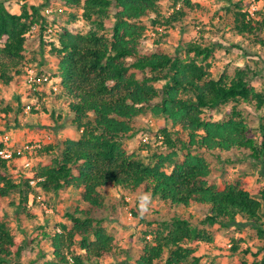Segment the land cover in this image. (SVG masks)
<instances>
[{
  "label": "trees",
  "instance_id": "trees-1",
  "mask_svg": "<svg viewBox=\"0 0 264 264\" xmlns=\"http://www.w3.org/2000/svg\"><path fill=\"white\" fill-rule=\"evenodd\" d=\"M47 1L33 6L28 0H0V84L12 86L26 66L55 76L62 91L53 96L71 100L68 112L79 132L63 143L58 156L31 170L20 183L8 176V163L0 159V200L16 193L17 209L24 212H28L25 205L34 189L30 181L44 194L70 187L81 190L85 207L65 214L68 224L60 225V233L43 234L50 241L53 258L43 264H102L104 258L116 255L115 238L102 220L92 216L94 210L103 208L101 191L106 187L147 194L168 208L206 206L201 224L218 231L250 227L262 238L264 87L259 90L253 83L259 69L236 68L233 75L223 72L213 78L208 59L214 48L197 42L186 45L183 59L177 54L140 53L145 31L141 19L154 15L152 24L176 27L189 17L191 0H173L181 7L166 18L159 10L161 0H57L64 9L82 10L80 20L87 28L84 32L66 28L58 34V44L50 48L55 70L46 71L27 60L26 43L34 26H39L40 40L45 42L43 31L49 24L41 8ZM236 10L234 33L264 46L258 35L264 32V10L259 11L258 21ZM69 16L75 21L74 15ZM159 82H164L161 88L156 86ZM1 102L0 114L10 115L12 108H2ZM223 108H229L224 120L212 121L206 115ZM248 108L262 114L255 134L240 112ZM144 116L163 118L178 129L173 135L162 132L164 149L154 152L148 163L124 146L134 134L133 122ZM51 149L46 146L40 151L49 154ZM233 150L247 152L259 165L254 192L243 180L220 188L211 183L209 163L201 154ZM158 225L148 234L152 243L144 246L135 264H200L197 251L187 245L212 243L216 236L178 215ZM232 242L234 254L240 241ZM21 252L22 244L10 230L7 215L0 214V264H21Z\"/></svg>",
  "mask_w": 264,
  "mask_h": 264
},
{
  "label": "rangeland",
  "instance_id": "rangeland-1",
  "mask_svg": "<svg viewBox=\"0 0 264 264\" xmlns=\"http://www.w3.org/2000/svg\"><path fill=\"white\" fill-rule=\"evenodd\" d=\"M191 1L193 9L190 11L189 17L183 19L176 27L165 28L152 24L154 15L141 19L145 31L140 53L146 55L165 53L172 56L177 54L183 59L188 43L197 42L203 46H213L214 52L208 59L209 73L213 78H218L223 72L233 75L236 68H258L259 70L255 71L259 73V76L253 80V83L257 89H263L264 46L257 44L252 37L245 40L243 37L237 36L233 31V26L235 14L238 13L236 7L240 8L246 16L247 10L255 5L256 11L253 19L258 21L261 19L259 11L264 10V1ZM45 3L44 0H28V4L33 6ZM158 6L161 16L166 18L173 11L178 10L181 4H175L173 0H161ZM57 7H62V5L57 0H49L46 6L41 8V14L44 15L47 8L53 10V13L45 19L48 24L52 23L57 27L58 34L66 28L76 32L86 30L87 27L80 20L82 10L68 9L58 13ZM69 14L75 16V21H71ZM39 34V26L32 27L28 33L26 43L28 55L26 58L31 65L43 66L42 68L46 71L55 70L53 69L55 62L50 54V48L53 44H58V40L50 42L52 38H46L47 41L43 43ZM258 35L264 41V32ZM41 42L42 46H40ZM42 54L48 55L53 60L42 58ZM163 84L164 82H159L156 86L161 88ZM22 86L23 83L18 78L14 81L13 86L4 88L0 84L1 107L9 106L13 110L8 116L0 114V143L8 139L13 147H20L26 143L33 146L40 145V148L35 149L28 157V166H26V162L17 158L8 163V176L15 183H20L23 178L26 179L27 176H30L31 170L49 163L52 158L61 153L64 142L79 134L71 124L72 115L68 112L70 99L61 95L49 96L46 94L41 98L43 101L40 102L37 113H25L21 105L19 107L16 105V98L21 95ZM60 90L62 91L61 86ZM228 110L229 108H223L207 112L206 115L212 121L224 120L228 116ZM240 112L252 133L255 134L262 114H255L249 108L242 109ZM132 126L134 134L132 138L124 141V146L128 152L137 153L144 163L149 162V158L154 152L163 151L164 135L162 132L166 131L165 134L173 135L178 130L173 128L169 121L152 116L140 117L133 122ZM46 146L52 147L49 154L40 151ZM184 153L183 151L178 154L181 157ZM201 155L209 163L211 183L217 188L235 180H243L249 184V191H255L260 167L247 157V152L215 151L204 152ZM30 185L34 189L32 194H29L25 205V210L27 208L28 212L17 209L19 195L14 193L0 200V214L7 215L10 230L15 239L22 244L19 263L43 264L45 261L53 259L50 241L47 238L43 239V234L51 236L60 233V225L68 224L65 214L73 213L76 209H83L85 204L82 202L79 189L70 187L56 194H44L35 187L34 180L30 181ZM38 195H41L46 209L37 201H31L33 196ZM101 195L103 208L94 210L92 216L102 220V226L115 238L117 248L116 255L104 258L101 261L102 264H135L144 246L152 243V236L148 234L158 228V224L169 221L174 215L187 219L194 226L216 235L212 243L199 242L187 245V247L198 251L197 256L200 258V264H261L262 262L264 264V251H262L264 236L258 238L256 232L250 227L241 228L239 231L234 228L218 231L216 228L201 224L208 212L206 206L168 208L161 200L151 198L147 194H134L112 187L104 188ZM142 196L148 197L144 210L140 206ZM30 203L31 206H29ZM16 210L19 211V214H16ZM237 221L245 222L240 218ZM232 240L240 241L239 248L234 254L231 251ZM247 248L251 250V253H244ZM251 254H256V257H252Z\"/></svg>",
  "mask_w": 264,
  "mask_h": 264
},
{
  "label": "built area",
  "instance_id": "built-area-1",
  "mask_svg": "<svg viewBox=\"0 0 264 264\" xmlns=\"http://www.w3.org/2000/svg\"><path fill=\"white\" fill-rule=\"evenodd\" d=\"M63 10L67 9H64L62 7L56 8V11L58 13H62ZM255 11V5H252L250 9L247 10L246 18L253 19ZM51 13H53V10L51 8H47L44 11V17L47 18L51 15ZM58 32L59 31L56 26L49 24L43 31V35L45 38L44 41H47L46 38H52L50 42L58 40ZM40 71L41 70L39 68L26 66L23 69V74L17 77L20 82L23 83V86L21 95H19L16 105H21V108L25 113H33L34 111H38L40 102L43 101V99H41L43 95L47 94L51 96L61 91L60 82L55 76ZM38 148H40V145L33 146L26 143L22 144L20 147H13V145L9 143L8 139H5L2 143H0V159L6 161L7 163H10L14 161V158H17L21 161L26 162V166H28V157L35 149ZM35 200L38 201L44 209H46V206L43 204L41 195L33 196L31 198V201ZM29 206H31V203L29 204Z\"/></svg>",
  "mask_w": 264,
  "mask_h": 264
},
{
  "label": "clouds",
  "instance_id": "clouds-1",
  "mask_svg": "<svg viewBox=\"0 0 264 264\" xmlns=\"http://www.w3.org/2000/svg\"><path fill=\"white\" fill-rule=\"evenodd\" d=\"M147 199H148V197L147 196H142L141 198H140V200H141V209L142 210H144L145 209V205H146V203H147Z\"/></svg>",
  "mask_w": 264,
  "mask_h": 264
},
{
  "label": "crops",
  "instance_id": "crops-1",
  "mask_svg": "<svg viewBox=\"0 0 264 264\" xmlns=\"http://www.w3.org/2000/svg\"><path fill=\"white\" fill-rule=\"evenodd\" d=\"M262 0H259V2H261ZM26 55H28V52H27V54ZM42 58H44V59H48L49 58V56L48 55H46V54H42ZM50 60H53V58H49ZM42 63H43V61H42ZM54 67H55V63H54V65H53ZM16 79H14V81H15ZM13 86V85H12ZM16 100H17V98H16ZM17 102V101H16ZM46 212H49V211H46ZM197 255H198V251H197Z\"/></svg>",
  "mask_w": 264,
  "mask_h": 264
}]
</instances>
